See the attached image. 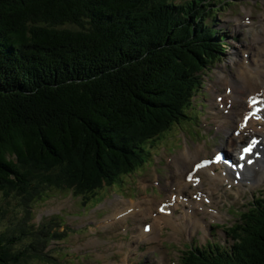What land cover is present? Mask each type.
<instances>
[{
  "label": "trees",
  "instance_id": "16d2710c",
  "mask_svg": "<svg viewBox=\"0 0 264 264\" xmlns=\"http://www.w3.org/2000/svg\"><path fill=\"white\" fill-rule=\"evenodd\" d=\"M211 7L0 0V194L26 213L3 228L9 209L0 208V264L47 256L51 233L28 221L31 202L52 188L88 194L112 184L185 116L200 73L225 51ZM255 203L230 228V246L189 251L183 264H264V196Z\"/></svg>",
  "mask_w": 264,
  "mask_h": 264
},
{
  "label": "rangeland",
  "instance_id": "374dc122",
  "mask_svg": "<svg viewBox=\"0 0 264 264\" xmlns=\"http://www.w3.org/2000/svg\"><path fill=\"white\" fill-rule=\"evenodd\" d=\"M228 1L231 4L226 3ZM216 3H213L214 8L220 6ZM221 6L215 26L226 32L231 47H227V53L216 67L206 70V88L197 92V100L186 111V117L161 134L157 140L144 144L146 153L142 156L145 162L136 171L119 177L112 185H105L88 199L75 196L68 190L50 189L48 197L34 205L32 223H40V228L52 226L50 230L65 233L64 239L50 242L46 249L47 256L32 258L27 264H161L163 256L165 264H180L181 260L177 255L183 250L204 246L208 248L219 241L225 244L232 242L227 233L228 227L240 220L238 212H246L253 204L252 201L264 194V163L260 166L252 165L256 170L246 175V181L242 182L243 188L235 185L233 189H229L227 184H223L224 190L215 192L217 199L212 206L213 210L219 211L220 217L214 216L213 219L210 214L204 215L205 211L198 208L199 216L203 214L201 223L196 222L195 217L183 218V214L190 208L187 201L177 207L172 220H161L157 215L159 202L166 199L172 186L177 187L175 192H178V185L183 182L184 173L178 175L174 163L185 152L186 147L191 149V158L196 153L199 158H204L211 157L219 148L230 152L231 148L233 152L239 147L234 131L237 129L239 115L243 114L241 105L246 104L243 95L241 101L233 104L235 110L228 113L230 117L227 121L214 117L217 111L223 113V108H219L214 100L216 93L220 91L224 94L226 88L222 85L225 75L222 72L229 79L234 78L235 82L255 73L257 68L264 75V0H225ZM243 62L253 64L240 66ZM236 114L238 117L232 118ZM243 139L247 140L248 137L244 136ZM151 145L155 146L151 148ZM195 145L202 147L199 152H195ZM167 157L171 158L172 166ZM202 176L206 189L210 181L206 179V173ZM195 191L196 186L185 185L184 193L187 195ZM129 199H142L143 203L149 205V209L140 212V215H135L134 211H123L124 213L115 217L123 206L128 205L126 200ZM135 201H132L135 205L142 203ZM17 202L18 199L14 196L4 197L0 194V208L9 209L1 222L3 228L13 227L25 213ZM132 213L135 217L119 219ZM150 220L157 222V228L150 237H142L139 223L141 225ZM219 223L221 226L215 231L216 225L211 224ZM180 224L183 225L182 231L174 236L171 226ZM204 225L207 226L206 230ZM33 238L27 237L26 241L33 244L30 242ZM126 256L127 260L122 262Z\"/></svg>",
  "mask_w": 264,
  "mask_h": 264
},
{
  "label": "bare ground",
  "instance_id": "6f19581e",
  "mask_svg": "<svg viewBox=\"0 0 264 264\" xmlns=\"http://www.w3.org/2000/svg\"><path fill=\"white\" fill-rule=\"evenodd\" d=\"M261 46H263V45H261ZM246 63L243 62L240 66H249V65H252L253 64L252 62H249L248 64H246ZM223 73L225 75H223L222 85L224 87L225 86L229 87V85H232L233 86L231 93L227 96V98H230V100L233 101V102L241 101V98L242 97L247 99L251 94H254L255 92L259 91L260 88H263L264 87V75L262 76L261 70H259L258 68L256 69L255 73H251V74L247 75L245 78H241L238 82H235L234 78L229 79L226 76V73L225 72H222V74ZM218 95L219 94L216 93L215 98ZM241 95H243V96L241 97ZM248 109L249 108L247 107V105H241V110L243 112L246 111V110H248ZM233 110H235V109H233ZM216 114H217L216 117H218V118H220L221 120H224V121H227L228 118L230 117V115L228 116V114L225 115V114H222V113H220L218 111H217ZM238 114L234 115L232 118L238 117ZM259 114H260V112L258 113V115ZM244 115H245V113L239 115L240 116L239 117V126L237 125L238 126L237 128L241 130L239 137L240 136H243L245 134H252V133H254L255 137L261 138L264 141V119H261L260 121H257V119H255L254 116H252L247 121L246 127H242L241 126V122L244 119ZM261 144H262V157L260 159H258V161H256L257 162L256 165H258V163L261 162L262 158L264 157V144L263 143H261ZM200 150H201V146L200 145L199 146H195V152H199ZM190 153H191V149L190 148H187L183 154H181L180 156H178L175 159V163H174V165H175V171L178 173V175H180L183 172L184 173L183 174V177L184 178L187 175V173L192 169L193 165L195 163H197L199 160H201V158H199L196 155L197 153L192 158L190 157L191 156ZM218 166H219V164L218 165L211 164V166H208L206 168L199 169L197 171V173L194 175V177L192 178V180H191V182H195L198 186H201L202 187L204 185L203 184V179L201 177L198 179L196 176L199 173H201V172H205L207 174L210 173L209 176H208V178L210 180V182H209V188H207L206 191L208 192V195H211V198H214L212 195L214 194V192L220 186H222L223 181L225 179L229 178V174H223V173H219V172L216 173V171L215 172L213 171ZM250 171L253 172V169H251ZM178 178H179V176H178ZM240 181H243V179L240 180ZM185 185H189V184L185 183L184 181L182 183L180 182V185H178L179 191L177 192V194L175 196V200L172 201L171 205H169L168 207H165L163 209L164 212H168V210H170V214H166L165 213V215H162V216L166 217L168 220H172L173 218H175L174 215H175V210L179 206L178 203L179 202H182V201H187L188 200L185 197L184 198L182 197L183 191L185 189ZM176 189H177V187L175 188V190ZM168 193H169V195L167 197L168 198H171L172 197V193H175V192H170L169 191ZM189 201L192 203L193 207H192V209H189L188 211H186L183 214V218H187V217L193 218V217H195L196 218L195 221L196 222H200L201 221V216L203 214L201 216H199V211L197 210V207L196 206H198L200 208V210H204L203 208L206 207L208 211L210 210L212 212L211 207L210 206H206L204 203L201 204V203H198L196 201L195 202L194 201H191V200H189ZM161 203L162 202H160L158 204V206ZM183 203H185V202H183ZM132 205H134V206L128 208V206H132ZM126 208H128V209L125 210ZM145 209H147V206H145L143 203H141V204L140 203H137L135 205V203L128 202V205L127 206H123V208L120 209L121 211H119L115 215V217L116 216H119V214L121 212H123V211H126L128 213H130V211H132V212L134 211L133 213H135V215H136V214H138V213H140L142 211H145ZM137 210H140V211L139 212H136ZM207 210H204L205 211L204 212V215L207 214ZM216 214H218V213H216ZM216 214L214 212H212L211 217H213V218H214V216L216 217ZM124 217H127V216H123V218ZM112 218L114 219V217H112ZM123 218L120 217L119 219H123ZM110 223H113V222H110ZM180 223H182V221ZM141 227L143 229V223L141 224ZM172 228H173V232L172 233L175 234L174 236H178L177 234H178V232L180 230H182L183 225L182 224H180V225H174V226H172ZM206 229H207V226L204 228V230H206ZM154 230H155V224L154 225H151V228H150V231L149 232H144V230H143V232L145 233V235H147V234L153 232ZM163 264H165V263L163 262Z\"/></svg>",
  "mask_w": 264,
  "mask_h": 264
},
{
  "label": "snow or ice",
  "instance_id": "6c2138e0",
  "mask_svg": "<svg viewBox=\"0 0 264 264\" xmlns=\"http://www.w3.org/2000/svg\"><path fill=\"white\" fill-rule=\"evenodd\" d=\"M257 118L259 119V117H257ZM244 151H246V152L251 151V147L244 149ZM217 159H219V157ZM248 162L251 163V161H248ZM189 179H191V177H189ZM145 230L147 231V229H145Z\"/></svg>",
  "mask_w": 264,
  "mask_h": 264
}]
</instances>
